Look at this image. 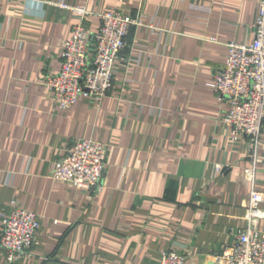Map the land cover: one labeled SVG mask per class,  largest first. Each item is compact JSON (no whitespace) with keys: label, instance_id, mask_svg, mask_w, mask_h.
<instances>
[{"label":"crops","instance_id":"0c3cea01","mask_svg":"<svg viewBox=\"0 0 264 264\" xmlns=\"http://www.w3.org/2000/svg\"><path fill=\"white\" fill-rule=\"evenodd\" d=\"M257 3L0 0V216L12 201L41 215L38 244L13 264H157L168 249L186 264H217L246 226L249 159L248 140L222 123L227 105L209 83L227 44L253 41ZM106 9L136 20L114 87L99 105L81 96L61 109L45 79L73 27L95 31ZM75 139L106 146L98 189L51 176ZM258 156L264 195V133Z\"/></svg>","mask_w":264,"mask_h":264},{"label":"built area","instance_id":"2783aa9c","mask_svg":"<svg viewBox=\"0 0 264 264\" xmlns=\"http://www.w3.org/2000/svg\"><path fill=\"white\" fill-rule=\"evenodd\" d=\"M61 6L81 16L85 13L81 7ZM97 17L99 24L93 32L81 24L73 27L64 42L57 72L45 79L53 100L61 109L69 108L81 96L99 105L114 87L115 64L136 20L116 9H106ZM227 47L223 65L215 72L209 86L227 105L222 123L230 128L231 136L248 140L249 164L242 167V177L249 188V198L243 215L246 226L236 231L232 242L214 259L217 264H264V229L258 226L264 221V210L260 208L264 195L257 184L261 163L258 148L264 133V0L257 3L253 41L249 44L230 42ZM106 154V146L101 142L75 139L55 162L51 176L86 191L98 189ZM40 219V214L14 201L8 212L1 214L0 250L8 264L18 261L38 244ZM157 264H186V258L180 250H163Z\"/></svg>","mask_w":264,"mask_h":264},{"label":"trees","instance_id":"16d2710c","mask_svg":"<svg viewBox=\"0 0 264 264\" xmlns=\"http://www.w3.org/2000/svg\"><path fill=\"white\" fill-rule=\"evenodd\" d=\"M128 36V35H127ZM127 39V38H126Z\"/></svg>","mask_w":264,"mask_h":264}]
</instances>
